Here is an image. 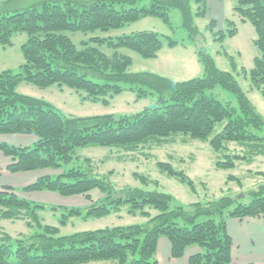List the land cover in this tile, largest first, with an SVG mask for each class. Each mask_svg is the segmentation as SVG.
Returning a JSON list of instances; mask_svg holds the SVG:
<instances>
[{"label":"trees","instance_id":"1","mask_svg":"<svg viewBox=\"0 0 264 264\" xmlns=\"http://www.w3.org/2000/svg\"><path fill=\"white\" fill-rule=\"evenodd\" d=\"M42 0L0 16V45L11 44L18 32L27 34L22 44L24 61L18 71H0V132L36 134L31 146H13L0 142V149L11 158L10 172L54 168L69 163L76 147L113 146L130 149L161 143L175 135L207 142L217 152L226 151L219 166L231 168L236 160L264 155V117L256 110L234 75L216 67L204 47L198 55L204 67L202 76L172 80L149 71L132 72V58L117 48H130L143 57H155L163 44L160 34L142 30L112 37L91 36L76 44L70 33L119 28L143 16L151 15L169 24V12H180L182 26L191 38L199 34L194 16H204L206 0ZM233 12L239 21L249 22L255 31L252 40L257 49L252 66L242 71L250 78V88L264 94V0H234ZM192 3L195 4L193 8ZM227 31L217 30L219 38L237 33V23L223 21ZM217 26L210 20L208 27ZM169 45L177 41L166 36ZM214 39H217L215 37ZM115 49L105 52L100 46ZM28 81L45 88L52 84L83 90V99L103 100L124 90L137 97L156 94L150 107L131 115L103 114L71 116L53 104L16 91L18 83ZM216 85L232 92L236 104L217 99L208 89ZM170 141V140H169ZM240 152L231 151L230 145ZM86 167L72 166L55 176L42 175L25 186L29 190H52L61 194H82L85 207H54L61 211L60 225L69 218H101L124 210L140 216L141 223L113 225L93 230L60 234V226L43 224L38 210L44 205L19 197L11 186L0 189V221L23 219L32 229L28 235L10 236L0 227V264H157V240L165 235L171 242L170 254L179 257L194 243L203 251L188 257L189 264H228L232 239L226 231L225 215L264 216V182L249 191L251 199L242 202L224 195L186 205H173L171 194L147 189L149 179L135 172L143 186L116 187L107 176L98 177L90 158ZM161 170L187 182H194L167 162L158 161ZM255 174L264 177V171ZM156 184L155 181H152ZM99 188L103 196L92 199L89 190Z\"/></svg>","mask_w":264,"mask_h":264},{"label":"rangeland","instance_id":"2","mask_svg":"<svg viewBox=\"0 0 264 264\" xmlns=\"http://www.w3.org/2000/svg\"><path fill=\"white\" fill-rule=\"evenodd\" d=\"M40 1L42 0H0V16L13 13L17 9ZM222 1V11L227 14L223 18H231L237 23L238 30L234 36H229L225 32L226 35L219 38V34L215 35L214 32L217 30L227 31L228 25L226 26L224 22H217V26L211 29L208 24L212 18L206 15L194 16V23L198 27L199 34L197 37L191 38L188 31L182 26L180 12L177 9L170 10L169 24L158 17L146 15L119 28L87 33L76 32L69 35L73 42L78 44L81 40H89L94 35L114 39L119 35L142 30L156 31L161 35L163 44L155 57H143L130 48L117 49L121 53L131 56L132 62L129 65V71H149L177 81L203 75L204 67L198 55V48L202 46L213 57L216 67L229 71L234 75L256 110L264 117V94L257 89L250 88L249 75L242 71V67L248 69L252 66L253 57L257 54V49L252 42L255 36L254 28L249 22L239 21L238 16L233 12L234 0ZM142 3H147V0H143ZM192 6L194 8L195 4L192 3ZM166 36H170L177 42L169 45ZM215 37L217 39H214ZM26 39L27 34L25 32H18L12 36L11 44L0 45V71L5 69L18 71L19 65L24 61L21 46ZM100 47L108 53L115 49L114 47H108L105 43ZM123 86L124 90L122 92L107 96V102L83 99L85 95L83 90L57 84L41 88L25 80L18 83L16 91L45 100L66 115L79 117L103 114L131 115L145 107L152 106L156 101V94L154 93L138 98L137 92L129 89V85ZM207 92L221 101L236 104L235 94L220 85L208 89ZM37 139L36 134L0 132V142L13 146H32ZM230 147L232 150L228 152L241 153L239 146L234 150L235 145L231 144ZM225 152L214 151L207 142L190 139L183 135H175L168 140H162L160 144L150 143L144 146L140 144L130 149L113 146L76 147L72 153L73 159L67 164L54 168L10 172L6 167L11 162V157L0 149V189L4 186H11L19 197L25 198L34 204L44 205L43 209L38 210L42 223L60 226L61 235L119 224L141 223L145 220L144 218L128 215L124 210H121L114 212L111 216L101 218L84 220L73 217L69 218L66 225H60L61 211L54 207H85L89 204V200L82 194L66 195L47 189L29 190L25 186L35 182L42 175L55 176L76 165L86 167L85 158L87 157L91 159L97 176H107L106 180H109L114 186L119 188L123 186L142 187L143 184L140 180L134 177V173L137 172L149 179L147 186H144L145 188L171 194L174 198L173 205H186L195 201L212 200L224 195L236 197L242 202H248L251 199L249 191L256 189L264 182L262 175L254 173L264 171V155H258L247 160H236L233 167L226 168L219 166L216 162L224 158L223 154ZM158 161L167 162L176 171H182L194 182L195 189L192 190L187 182L181 181L177 176L170 175L166 170H161L157 164ZM152 181H155L156 184ZM88 192L92 199L103 196L97 187ZM231 218L237 217L225 215L228 225ZM0 227L2 231L12 237L25 236L32 231L31 228L25 225L23 219L1 220ZM227 233L229 234V232ZM167 244L169 251L171 247L169 238L160 235L157 240L156 253L161 264H176V261H179L182 257L186 256L188 258L190 255L204 250L203 246L194 243L188 245L181 256L172 257L167 252ZM167 258L169 259L167 260ZM231 263L232 257L228 264ZM86 264L101 263L89 262Z\"/></svg>","mask_w":264,"mask_h":264},{"label":"crops","instance_id":"3","mask_svg":"<svg viewBox=\"0 0 264 264\" xmlns=\"http://www.w3.org/2000/svg\"><path fill=\"white\" fill-rule=\"evenodd\" d=\"M224 1L228 2V0ZM222 2V0H206L207 9L204 16H210L216 23H223V17L227 14L222 11ZM226 230L232 239L231 264H264V216L231 218L229 225L226 221ZM166 249L170 253L168 244ZM176 262V264H189L186 256ZM157 264H161L158 258Z\"/></svg>","mask_w":264,"mask_h":264}]
</instances>
